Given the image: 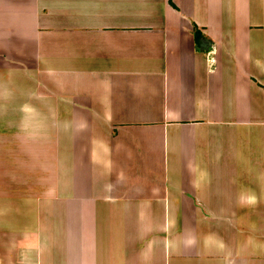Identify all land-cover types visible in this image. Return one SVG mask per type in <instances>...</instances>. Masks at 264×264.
<instances>
[{
    "label": "crops",
    "instance_id": "obj_1",
    "mask_svg": "<svg viewBox=\"0 0 264 264\" xmlns=\"http://www.w3.org/2000/svg\"><path fill=\"white\" fill-rule=\"evenodd\" d=\"M0 264H264V0H0Z\"/></svg>",
    "mask_w": 264,
    "mask_h": 264
},
{
    "label": "trees",
    "instance_id": "obj_2",
    "mask_svg": "<svg viewBox=\"0 0 264 264\" xmlns=\"http://www.w3.org/2000/svg\"><path fill=\"white\" fill-rule=\"evenodd\" d=\"M195 35H196L197 40H200L201 37H200V32L198 29L195 30Z\"/></svg>",
    "mask_w": 264,
    "mask_h": 264
}]
</instances>
